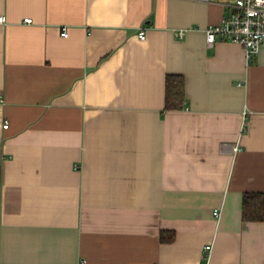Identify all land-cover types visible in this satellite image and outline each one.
I'll list each match as a JSON object with an SVG mask.
<instances>
[{
    "label": "crops",
    "instance_id": "0c3cea01",
    "mask_svg": "<svg viewBox=\"0 0 264 264\" xmlns=\"http://www.w3.org/2000/svg\"><path fill=\"white\" fill-rule=\"evenodd\" d=\"M233 1L0 0V264H264V42L205 36Z\"/></svg>",
    "mask_w": 264,
    "mask_h": 264
},
{
    "label": "built area",
    "instance_id": "2783aa9c",
    "mask_svg": "<svg viewBox=\"0 0 264 264\" xmlns=\"http://www.w3.org/2000/svg\"><path fill=\"white\" fill-rule=\"evenodd\" d=\"M4 21V15H1L0 22ZM25 21L31 22L32 18L28 17ZM61 34L68 36L66 26L61 27ZM139 35L144 38L145 30L141 29ZM205 36L209 46H213L219 39L241 44L246 60L250 61L258 54L264 42V0H234L229 4L228 14L219 23L205 29ZM8 125L5 119L3 127L7 128ZM233 149L237 150L238 147L234 145ZM221 210V207L214 208V215L219 218Z\"/></svg>",
    "mask_w": 264,
    "mask_h": 264
},
{
    "label": "trees",
    "instance_id": "16d2710c",
    "mask_svg": "<svg viewBox=\"0 0 264 264\" xmlns=\"http://www.w3.org/2000/svg\"><path fill=\"white\" fill-rule=\"evenodd\" d=\"M185 77L171 72L166 76L165 109L177 110L185 105ZM242 217L245 220L264 221V192L246 191L242 199ZM175 233L162 231L161 240L171 241Z\"/></svg>",
    "mask_w": 264,
    "mask_h": 264
}]
</instances>
